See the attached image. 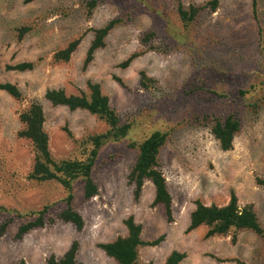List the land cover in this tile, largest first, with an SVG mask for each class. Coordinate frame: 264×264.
<instances>
[{"label": "rangeland", "instance_id": "374dc122", "mask_svg": "<svg viewBox=\"0 0 264 264\" xmlns=\"http://www.w3.org/2000/svg\"><path fill=\"white\" fill-rule=\"evenodd\" d=\"M91 1H96L92 12ZM182 1L200 5L207 0ZM176 5L175 0H0V82L16 83L25 96L18 100L0 89V225L12 219L0 234V264H48L51 255L62 256L74 240L83 264H116L98 243L125 235L131 215L142 224L145 240L163 236L158 245L140 248L141 264H164L173 250L187 253L182 264H240L238 259L264 264V237L252 231L240 232L236 241L230 235L207 237L206 226L187 231L196 200L224 205L233 191L241 205L254 204L264 227V188L257 183L264 178V0H258L257 16L252 0H221L216 12L203 14L188 31ZM120 18L105 47L84 67L92 29ZM25 24L34 29L19 39L17 27ZM147 31L156 32L148 44L155 47L121 66L142 51ZM79 36L72 58L55 62L54 52ZM34 60L39 63L32 70L7 68ZM141 71L155 79L152 88L142 87ZM89 80L101 84L122 120L132 123L131 132L103 150L94 176L98 195L86 200L83 184H75L72 205L85 219L81 231L57 221L17 239L19 225L29 218L19 213L48 205L47 215L53 217L67 206L60 184L28 179L34 153L31 142L18 137L19 113L39 100L53 154L82 156L80 141L104 132L107 124L87 110L52 105L45 93L49 88L78 93ZM230 108L239 110L242 129L233 148L224 150L204 116ZM155 130L169 132L161 163L173 196V221L163 206L153 204L150 181L138 199L128 182L136 159L129 143Z\"/></svg>", "mask_w": 264, "mask_h": 264}, {"label": "trees", "instance_id": "16d2710c", "mask_svg": "<svg viewBox=\"0 0 264 264\" xmlns=\"http://www.w3.org/2000/svg\"><path fill=\"white\" fill-rule=\"evenodd\" d=\"M175 1L178 17L187 31L191 30L206 12H216L221 2V0H207L200 5H185L182 0ZM94 6H96V1H91L88 4L90 12H92ZM252 10L254 15L257 16L258 0H252ZM121 20L122 18L113 19L104 26L92 29L94 36L84 61V67L89 66L95 53L105 47L107 36ZM33 29L34 26L31 24L17 27L18 38H25ZM155 34V31L145 32L141 38V43L144 46L142 51L132 54L121 63V66H128L135 57L153 49L155 46H148V44H150V40ZM81 41L82 36L70 40L66 46L54 52L53 60L57 63L69 61ZM38 63V60L23 61L15 65L9 64L7 68L27 71L34 69ZM140 82L142 87L150 89L156 81L147 72L141 71ZM0 89L18 100L25 98L23 91L16 83L0 82ZM248 91L249 89H240L242 94H246ZM45 97L55 106H67L71 110H87L104 121L108 128L104 132L90 134L80 141L82 156L57 158L51 150L50 135L45 127L46 113L43 104L39 100L33 99L21 109L19 119L22 127L18 131V137L29 140L34 153V162L28 173V179L40 184L46 182L60 184L66 191L64 201L67 206L53 217L47 215L48 205L41 210H32L26 214L19 213V216H28L29 218H26L19 225L16 234L17 239H22L34 229L45 227L48 223L53 224L57 221L72 223L77 230L81 231L84 228L85 219L72 205L74 186L80 182L83 184V194L86 200L98 195L100 188L94 176L103 150L110 143L124 140L129 136L132 129V123L122 120L119 112L112 105L110 97L103 91L99 82L89 80L86 89H81L78 93H68L63 88H49L45 93ZM204 118L209 120L211 132L219 141L221 148L224 150L232 149L235 137L242 129L239 110L230 108L225 114L216 113L211 116L206 115ZM70 136H72L71 132ZM168 136L169 132L167 130H155L143 141L129 143L128 147L136 151V159L128 173V182L133 186L134 196L138 199L145 183L150 181L155 188L153 204L163 206L168 221H173V196L161 163V151L168 140ZM257 183L264 188L263 177H258ZM195 204L196 206L190 214L188 232L206 226L208 228L207 237L230 235L233 238L232 240L236 241L239 233L245 230L264 237V227L259 220L254 204L241 205L235 191L232 192L229 202L224 205L206 204L202 200H196ZM5 210L11 211L12 209L6 208ZM11 220L9 219L0 225L1 235L6 232L7 227L12 222ZM125 224L127 226L125 235H120L111 241L100 242L98 246L105 251L106 255L112 257L116 264H141L139 261L140 248L145 245H158L163 236L150 241L145 240L142 237L143 226L137 222L133 215L125 220ZM79 248V241L74 240L62 256L51 255L47 259V263L83 264L77 258ZM186 257V252L173 250L164 264H182ZM237 261L240 264H247L239 259ZM22 264H26L25 261ZM148 264L154 263L150 262Z\"/></svg>", "mask_w": 264, "mask_h": 264}]
</instances>
